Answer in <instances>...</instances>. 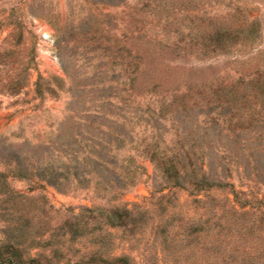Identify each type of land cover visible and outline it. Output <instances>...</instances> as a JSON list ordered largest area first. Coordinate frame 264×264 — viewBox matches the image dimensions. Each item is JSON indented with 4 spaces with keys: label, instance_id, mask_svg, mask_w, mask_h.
Wrapping results in <instances>:
<instances>
[{
    "label": "rangeland",
    "instance_id": "rangeland-1",
    "mask_svg": "<svg viewBox=\"0 0 264 264\" xmlns=\"http://www.w3.org/2000/svg\"><path fill=\"white\" fill-rule=\"evenodd\" d=\"M192 175L264 215V0H0V264H264L263 220L180 244Z\"/></svg>",
    "mask_w": 264,
    "mask_h": 264
},
{
    "label": "trees",
    "instance_id": "trees-1",
    "mask_svg": "<svg viewBox=\"0 0 264 264\" xmlns=\"http://www.w3.org/2000/svg\"><path fill=\"white\" fill-rule=\"evenodd\" d=\"M153 156L154 155L152 154L151 158ZM172 161L173 160H171V162ZM167 169L169 171H174L175 178L177 177L178 179V177H180L178 171L176 170L175 163H171L170 165L168 164V167L166 168V171L168 172ZM192 176V178H185V181L188 183L186 186L188 187L179 183L174 186L185 188L189 194L195 196L194 201L206 204L208 206L207 210L209 209V214H207L202 220L200 219L198 221L181 219V223L179 225V230L181 232L179 233L180 239L178 238V240H180L179 242L183 245V247L188 245L198 246L199 244L196 243L199 242L202 245L200 248L203 250L208 248H206V245L214 248L215 245L218 246L221 242L223 243L220 238L224 235V233H230V231L234 230L239 235L243 233L249 234L258 228L260 221H264V215L262 214L259 217L260 220L258 221V224H256L254 220L248 223L241 222V220L245 218V216L249 215L250 212V210L245 209L250 203L248 200L241 202L238 200L236 192H234V190H230L233 197L225 195L222 202H220L217 200V196L210 193V190L215 185L214 182L205 180L204 178H199L195 175ZM131 181V183H134V180ZM201 193H204L205 197L207 196V199L198 197ZM166 197L168 199L169 195L163 194L159 196L160 200ZM261 205L264 206V204ZM164 210L165 206H160L159 217L163 216ZM108 212L109 215L107 222L111 226H125V228L130 226L131 228H129V231L131 232H134L137 227L145 226L147 224L145 222V218L149 217L146 211L137 212L133 215L129 210L119 209L117 207L108 210ZM167 224L168 222L165 221L158 225L159 227L155 228V234L156 236L159 235L161 244H163V251L165 252L170 251L172 247H175L173 241L178 237L177 234L170 235ZM200 240H202V242ZM97 257L99 256L92 254L87 258L81 257L77 261L70 264H93ZM107 260L106 264H130L128 256L126 255L107 257Z\"/></svg>",
    "mask_w": 264,
    "mask_h": 264
}]
</instances>
